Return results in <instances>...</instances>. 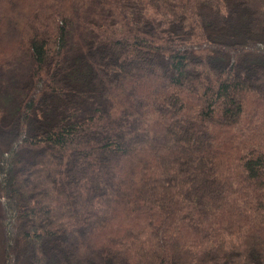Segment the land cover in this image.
<instances>
[{
  "label": "trees",
  "instance_id": "trees-1",
  "mask_svg": "<svg viewBox=\"0 0 264 264\" xmlns=\"http://www.w3.org/2000/svg\"><path fill=\"white\" fill-rule=\"evenodd\" d=\"M2 264H264V0H0Z\"/></svg>",
  "mask_w": 264,
  "mask_h": 264
},
{
  "label": "rangeland",
  "instance_id": "rangeland-1",
  "mask_svg": "<svg viewBox=\"0 0 264 264\" xmlns=\"http://www.w3.org/2000/svg\"><path fill=\"white\" fill-rule=\"evenodd\" d=\"M1 238H2V229L0 225V264H2V246H1Z\"/></svg>",
  "mask_w": 264,
  "mask_h": 264
}]
</instances>
